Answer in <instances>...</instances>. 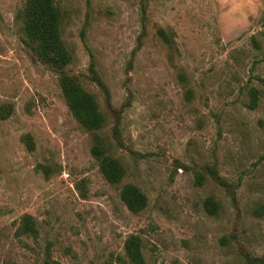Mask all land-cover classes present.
Returning a JSON list of instances; mask_svg holds the SVG:
<instances>
[{"label": "rangeland", "instance_id": "1", "mask_svg": "<svg viewBox=\"0 0 264 264\" xmlns=\"http://www.w3.org/2000/svg\"><path fill=\"white\" fill-rule=\"evenodd\" d=\"M25 1L0 0V264H136L135 247L142 264H264V0H56L96 130L27 43Z\"/></svg>", "mask_w": 264, "mask_h": 264}, {"label": "trees", "instance_id": "2", "mask_svg": "<svg viewBox=\"0 0 264 264\" xmlns=\"http://www.w3.org/2000/svg\"><path fill=\"white\" fill-rule=\"evenodd\" d=\"M16 18L23 25V30L27 37L36 44L29 43L35 54L45 63L49 64L56 71H59V85L64 100L72 115L89 130L101 128L104 117L98 110L97 103L92 94L86 91L72 77L63 73V68L69 63L71 54L64 46L60 37V18L61 8L56 0H26L24 8L17 12ZM91 77L97 84L103 86V82L93 68H90ZM256 91H250L249 107L253 108L256 104ZM102 175L110 183H118L124 176L125 170L115 158L108 159L100 166ZM120 198L126 207L137 212L146 205V196L137 187L127 184L120 191ZM211 200L205 201V206L212 211ZM29 221H25L24 230L30 229ZM131 257L136 264H142V254L139 248L131 250ZM50 264H59L52 261ZM249 264L256 263L251 259Z\"/></svg>", "mask_w": 264, "mask_h": 264}]
</instances>
